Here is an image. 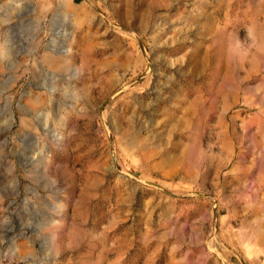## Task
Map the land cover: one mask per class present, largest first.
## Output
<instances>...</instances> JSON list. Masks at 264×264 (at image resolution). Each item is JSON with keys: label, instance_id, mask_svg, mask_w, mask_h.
I'll list each match as a JSON object with an SVG mask.
<instances>
[{"label": "rangeland", "instance_id": "obj_1", "mask_svg": "<svg viewBox=\"0 0 264 264\" xmlns=\"http://www.w3.org/2000/svg\"><path fill=\"white\" fill-rule=\"evenodd\" d=\"M0 264H264V0H0Z\"/></svg>", "mask_w": 264, "mask_h": 264}, {"label": "crops", "instance_id": "obj_2", "mask_svg": "<svg viewBox=\"0 0 264 264\" xmlns=\"http://www.w3.org/2000/svg\"><path fill=\"white\" fill-rule=\"evenodd\" d=\"M54 58H52L51 60H53ZM53 62H54V60H53Z\"/></svg>", "mask_w": 264, "mask_h": 264}]
</instances>
